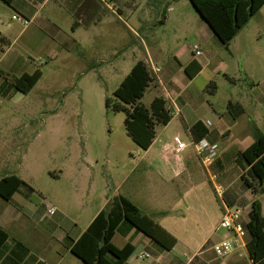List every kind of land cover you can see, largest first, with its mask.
Returning a JSON list of instances; mask_svg holds the SVG:
<instances>
[{"label": "crops", "instance_id": "0c3cea01", "mask_svg": "<svg viewBox=\"0 0 264 264\" xmlns=\"http://www.w3.org/2000/svg\"><path fill=\"white\" fill-rule=\"evenodd\" d=\"M10 7L14 13L12 20L13 16L20 15L29 21L27 24L17 21L22 25V29L13 41L11 40L16 35L14 29L4 22L0 25V48L3 50L0 64L5 62L9 70L19 71L13 77L33 74L37 69L42 72V77L44 75L39 67L32 73L26 71L19 62L20 55L19 58L13 56L7 61L16 41L28 33L25 46L27 51L60 61L66 69L77 67L82 74L94 68L93 66L89 69L90 62H100V65L103 64L102 74L120 78L116 89L136 63L144 61L154 77V81L147 88L153 87L154 97L149 106H144L149 108L152 101L160 97L166 101V107L172 115L169 123L156 125L153 144L148 150H144L145 154H148L155 145H159V159L164 165L163 169L159 170L152 167V171L160 179L158 181L161 191L142 192L144 207L138 205L139 203L129 195L120 193L121 185L113 189L106 199L102 197L92 205L86 201L79 205V208H74L72 213L56 205L57 211L52 216L48 214V209L44 210L40 206L30 205L27 208L26 200L33 188L26 183L22 184L8 201L14 207L24 209V212L20 211L21 215H18L19 221H43L50 239L65 248L64 251L58 247L50 250L51 259L54 258L55 264H62L67 259L68 264H85L71 253V246L82 236L98 213L118 196L130 199L144 214L176 239V244L167 249L129 222L123 221L113 237V244L118 248L127 244L134 247L133 253L124 264H137L138 260H147L150 264H197V261H204L205 258L207 260L202 264H208L214 258L212 245L231 237L228 231L220 227L226 208L241 209V221L246 225L250 221L252 204L258 200L264 217V177L263 192L254 195L243 179L248 176L250 165L239 157L241 152L254 144L257 132L264 135L261 129V122L264 124V53H259V67L250 73L246 72L242 65L231 67L222 58L224 49L229 51L232 57H236L231 45L238 46L246 31L249 35L252 19L239 31L228 48H225L189 0H14ZM257 15L260 41L264 39V6L255 16ZM4 24L6 28H3ZM194 27L196 43L193 46L184 43L180 48H173V58L170 59L168 40L164 37L166 28L171 29L174 36H177L180 32L187 33ZM137 38L141 40L138 41ZM6 44L8 49L4 50L3 46ZM196 46L203 50L201 56L194 55L193 49ZM246 57H249L248 53ZM193 62L199 64L201 70L191 78L186 68L191 65L190 71L194 72L197 66H192ZM153 67L159 68L160 71L155 74ZM221 72H224L225 79L231 82L240 81L241 74L246 75L251 84H244L239 88L237 85L236 92L231 93V97L225 101L213 102L206 97L208 81L204 79L212 81V78ZM0 76V89H3L7 80H3L5 71L2 69ZM202 77L204 82L199 85L198 81ZM9 84L6 86V93L18 91L11 81ZM215 92L214 96L218 89ZM229 104L241 105L244 112L234 118ZM160 125L163 128L157 134ZM171 128L173 139L166 141L165 134ZM183 134L188 137L189 143L182 141ZM195 136H200L199 141L204 140L217 146L216 157L207 165L203 163L192 144L196 142ZM180 143H185L187 147L179 149ZM189 146L193 147L208 173L212 187L218 196H221L218 207L214 206L205 193L201 195L197 185L193 183L194 178H197L198 166L187 155ZM7 175L16 174H6L0 179ZM248 178L251 181V178ZM168 189L179 190L178 194L182 195L176 203H171L175 205L172 209L171 205L166 206ZM182 198L187 203L185 209L182 206ZM177 206L179 215L189 217L176 222L170 212ZM13 215L14 210L2 209L0 227L5 229L13 221ZM193 216L201 218L200 228L192 229L186 226L185 222ZM164 237L168 243L171 242L169 237ZM249 241L250 238L246 236L245 248H240L230 258L229 264H256L249 255ZM14 249H17L18 255H23L20 247L8 246L1 252V259L9 258Z\"/></svg>", "mask_w": 264, "mask_h": 264}, {"label": "rangeland", "instance_id": "374dc122", "mask_svg": "<svg viewBox=\"0 0 264 264\" xmlns=\"http://www.w3.org/2000/svg\"><path fill=\"white\" fill-rule=\"evenodd\" d=\"M13 14L11 7L0 0V25L4 22L16 34L11 41L22 29L19 22L12 20ZM5 24L3 28H6ZM249 26V35L246 31L238 46L231 45L236 57H232L224 49L222 58L231 67L242 65L250 73L259 67V53H264V39L259 41V15L252 18ZM194 32L195 27L187 33L182 31L174 36L171 29L166 28L164 37L168 40L170 59L173 58V48H180L184 43L192 46L196 43ZM20 37L7 61L13 56H21L19 62L26 71L32 73L39 67L44 75L28 94L18 91L8 94L6 86L10 85V79L19 71L9 70L5 62L0 64V69L5 71L3 80H7L3 89H0V177L14 173L33 188L26 200L27 208L31 205L47 210L51 206H59L72 213L74 208L86 201L92 205L102 197L106 199L119 185L120 193L129 195L138 205L144 207L142 192L161 191L158 181L160 179L152 171V167L159 170L164 165L159 159V145H155L153 150L145 154L127 133L124 124L125 112H114L107 108V99L116 101L114 89L120 78L102 74L103 64L96 61L90 62L89 69L93 66L94 68L85 74L77 67L66 69L60 61L27 51L25 46L28 33ZM3 48L7 50L8 44ZM2 53L0 48V57ZM212 68L213 66L209 70ZM239 78L241 80L238 82L227 81L224 72H221L212 81L204 79L208 81L207 85L212 82L218 89L214 96L216 92H212V88L207 86L206 97L213 102L225 101L231 97V93L235 94L237 85V88L244 84L250 86L246 75L241 74ZM204 81L202 77L198 84L202 85ZM153 97L154 89L150 87L141 100L142 104L149 106ZM261 123L264 131V124ZM162 128V125L158 127L157 134ZM171 130L173 128L165 134L166 141L173 139ZM181 139L186 143L190 142L184 134ZM187 155L198 166L194 185H197L201 195L205 193L214 206L218 207L221 196L212 187L208 173L192 146H189ZM163 185L166 186L164 183ZM168 192L167 207L182 196L178 194L179 190L168 189ZM174 206L171 205L170 209ZM182 206L183 209L187 207L183 198ZM17 207L0 197V211L4 208L14 210L13 221L4 229L10 239L1 252L8 246L16 248L19 243L18 246L22 245L19 250L24 253L18 255L17 249H14L9 258L4 259H1V253L0 264H21L22 261V264H53L54 258L51 259L50 250L58 247L64 251L65 248L50 239L43 221H19L18 215L24 209ZM177 209L178 206L171 210L170 216L179 222L187 216L179 215L180 210ZM185 223L192 229L202 226V220L198 216H193ZM206 260H199L197 264L205 263ZM68 263L69 259L62 264ZM137 264L150 263L147 260H138Z\"/></svg>", "mask_w": 264, "mask_h": 264}, {"label": "trees", "instance_id": "16d2710c", "mask_svg": "<svg viewBox=\"0 0 264 264\" xmlns=\"http://www.w3.org/2000/svg\"><path fill=\"white\" fill-rule=\"evenodd\" d=\"M2 1L11 6L14 0ZM189 1L225 48H228L239 31L264 6V0ZM192 64V66H197L194 72L190 71L191 65L186 68V72L191 78L201 70L199 64L196 62ZM41 77L42 72L37 69L33 74L13 77L10 81L18 91L28 94ZM153 81L154 77L147 64L144 61H139L114 91L116 101L113 102L111 99L106 101L109 110L125 112L124 124L127 133L143 150H148L153 144L156 125L167 124L172 118L163 98L156 97L149 108L141 103L147 88ZM208 86L212 88V92L217 90V86L212 82ZM229 108L234 118L244 112L243 107L239 104H229ZM199 139L200 136H195L196 142ZM239 157L250 165L248 176L243 178L245 183L254 195H260L263 192L264 135L257 132L254 144L241 152ZM248 177L251 178V181ZM22 184L25 182L16 175L4 176L0 179V197L10 201ZM123 221L129 222L167 249H171L176 244V239L151 217L144 214L135 203L124 196H118L98 213L82 236L72 244L71 253L85 264H124L133 253L134 247L127 244L123 248H118L113 244V237ZM245 228L247 236L250 238L248 251L251 259L256 264H264V217L258 200L252 204L250 221L245 225ZM164 236L169 237L171 242L168 243ZM8 239L9 234L0 227V254ZM18 247L22 248V245Z\"/></svg>", "mask_w": 264, "mask_h": 264}, {"label": "built area", "instance_id": "2783aa9c", "mask_svg": "<svg viewBox=\"0 0 264 264\" xmlns=\"http://www.w3.org/2000/svg\"><path fill=\"white\" fill-rule=\"evenodd\" d=\"M13 20L23 22L24 24H27L29 22L20 15L13 16ZM193 52L195 56H201L203 54V50L199 46H196L193 49ZM152 71L157 74L160 69L153 67ZM192 144L204 164H209L216 157V145H210L204 140L193 142ZM186 147L187 145L185 143L179 144V149H185ZM56 211L57 209L53 206L48 208V214L50 216L54 215ZM242 214L243 211L239 208L225 209L220 222V227L228 231L231 234V237L223 239L212 245L211 250L214 254V258L208 264H229L230 258L240 248H245V238L247 236V230L245 228V225L241 221Z\"/></svg>", "mask_w": 264, "mask_h": 264}]
</instances>
